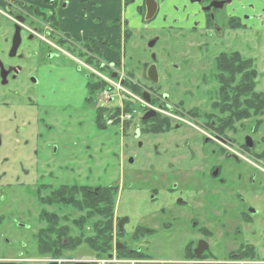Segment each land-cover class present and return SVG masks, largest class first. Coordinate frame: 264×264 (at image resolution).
I'll list each match as a JSON object with an SVG mask.
<instances>
[{
    "label": "flooded vegetation",
    "instance_id": "flooded-vegetation-1",
    "mask_svg": "<svg viewBox=\"0 0 264 264\" xmlns=\"http://www.w3.org/2000/svg\"><path fill=\"white\" fill-rule=\"evenodd\" d=\"M129 2L136 6L135 17L141 23L136 29H143L138 37L145 45L134 50V69L126 72L122 60L115 64L104 61V49H113L108 40L87 34L85 10L97 5L93 0H0V11L12 23L11 36L3 38L5 45L0 48L1 85L24 87L38 85L39 78L48 79L44 83L48 93L43 94L51 99H28L40 108L46 103H73L80 87L94 94L89 85L98 83L100 76H109L130 93L120 95L123 106L129 110L131 103L139 104L143 116L137 120L138 111L132 109L136 113L128 123L134 128L121 146L119 180L109 186L119 195L126 192L133 202L124 215H118L115 206L113 238L124 246L116 250L117 256L136 251L120 238L127 234L126 227L133 219L146 220L147 213H141L145 209L164 232L185 223L191 227L184 264H264V91H259L256 83L255 102L249 110L247 77L217 74L220 65H231L228 56L239 53L231 49L232 34L241 37L249 31V21L257 20L254 24L260 26L264 18L247 17L256 6L249 5V0ZM72 17L76 26L82 25L79 35L71 30ZM16 26L21 41L12 57ZM251 27L253 30L255 25ZM125 28L130 31L127 39L125 33L123 36L127 45L133 42L136 29L128 24ZM153 40L156 43L150 47ZM63 57L69 64L61 61ZM222 57L225 60L219 62ZM239 81L242 83L237 86ZM143 105L149 109L143 110ZM17 142L20 160L32 161L28 141ZM135 164L139 166L132 169ZM70 170L79 175L76 169ZM40 177L36 175L35 184ZM36 187L30 192L40 205L37 249L40 230L46 225L42 211L55 208L43 205L40 197L62 187L86 189L96 195L104 188L46 182ZM0 198V228L4 230L0 231V264H46L47 257L32 259L24 237V220L33 212L21 204L11 211L13 205L4 203V195ZM142 199L147 204L138 208L136 202ZM124 219L129 223L119 234ZM138 229L131 235L133 241H140ZM154 233L152 230L150 235Z\"/></svg>",
    "mask_w": 264,
    "mask_h": 264
},
{
    "label": "rangeland",
    "instance_id": "rangeland-1",
    "mask_svg": "<svg viewBox=\"0 0 264 264\" xmlns=\"http://www.w3.org/2000/svg\"><path fill=\"white\" fill-rule=\"evenodd\" d=\"M260 1L249 0V5H256L257 7L255 6L254 9L249 11L248 18L255 16L264 18V0H262L263 2ZM118 3L119 0H116L115 10L118 9ZM126 5L128 7L126 13L129 14L130 5L131 7L134 5L129 0L126 1ZM130 14L131 16L128 17L133 16L132 12ZM256 21L248 22L249 31L246 34L241 33L245 35L235 38L236 33H233L230 43L232 50L238 51L243 57L253 60L254 67L258 71V90L264 91V23L261 21L259 26L254 24ZM252 25H255L253 30H251ZM0 26L1 48L2 45H5L3 38H9L12 33V23L1 11ZM142 33H144L143 29H136L133 42L131 41L127 45L122 43L123 47L121 45L119 50L116 47L118 44L116 41L115 47L112 45L113 49L110 48L112 53H109V51L104 52V61L115 64L111 61L119 62L122 60L126 72H130L134 69L135 59L131 60L132 57H135L134 50L136 52L142 50L145 45L144 42H140L138 37ZM124 48L125 54L122 53ZM61 61L64 64H69L65 57ZM114 71H118V69H114ZM104 74H107V72H104ZM46 82H48V79L39 78L38 85L29 83L24 87L13 83L2 86L0 83V138L2 141L0 146V196L4 195L2 200L6 201L4 202L6 205H13L11 211L21 204L23 209H30L33 212L32 217L24 220L27 226L24 229V237L27 248L33 257L32 259L40 258L36 234L42 224L38 221L40 205L37 203V198L32 196L30 191L35 190L36 185L41 182L51 183L55 186H112L118 182L121 173L118 165L121 146L126 143L125 136H128L134 128V125H130V123H125L122 126L118 125L117 122L113 126L107 125V116L111 114L113 109L103 115L101 123L97 121V111L102 107L100 99L104 88L91 94L85 86L80 87L79 94L74 97L71 104L69 101L59 106L49 105L48 103L40 106V108L32 106L29 103V98L35 102H37L39 96L44 97L46 102L47 99H51V96L45 95L48 93L44 85ZM130 106L138 111L137 120L142 118L143 112L139 104L131 103ZM123 108L125 111L128 110V107L123 106ZM142 108L143 110L149 109L144 105ZM101 124H104L105 127H102ZM122 130L124 134H122ZM25 140L28 141L27 150L33 159L32 161L20 160L18 157L21 148L17 146V144L20 146L17 141L23 142ZM3 157H8V160L5 162ZM138 166V164H135L130 167L134 169ZM71 168L76 169L75 172L79 175L74 176L70 170ZM37 170L38 174H36ZM26 171L29 172V175L25 174ZM24 174L28 177H25ZM36 175L42 176L37 184H35ZM3 176L4 179H2ZM17 177L20 180H15ZM2 190L4 192H1ZM9 190H13V192ZM13 195L16 196V200L14 198L13 200L19 201V203L15 204L10 199V196ZM116 196V213L118 215L127 214L133 202H130L126 192L120 195L117 192ZM136 204L138 208L144 207L147 201L142 199ZM2 205L3 203H0V206ZM54 210L57 211L56 208L53 209V212ZM64 213L70 214L69 221L66 220L68 226H70L69 223L80 216L77 212L68 209L59 212L61 217ZM141 213H147L146 220L138 222L137 219H133V222L126 227L127 234L120 238V241L126 243L131 250H141L158 264H177L182 261L184 248L191 241V227L187 226V223L180 224L171 231L172 233H167L164 232L160 223L154 222L149 217L150 213L147 210L144 209ZM135 216L137 218L138 215ZM136 227L151 228L155 233L146 235L140 241H133L131 235L137 229ZM0 231L4 230L0 228ZM75 235H78L77 231H75ZM89 256L96 257L89 246L82 244L76 250L66 252L63 258L55 260L58 261V264H70V261L74 262L77 261L75 259Z\"/></svg>",
    "mask_w": 264,
    "mask_h": 264
},
{
    "label": "trees",
    "instance_id": "trees-1",
    "mask_svg": "<svg viewBox=\"0 0 264 264\" xmlns=\"http://www.w3.org/2000/svg\"><path fill=\"white\" fill-rule=\"evenodd\" d=\"M124 33L127 39L130 31L125 30ZM228 57L231 65H220L217 68V74L219 77H247L248 104L250 105L249 110H251V105L255 102L256 91L254 88L257 83L258 71L254 67L253 60L245 59L239 53H232ZM223 58H220L219 62L224 61ZM236 83L237 86H240L242 81ZM89 87L90 90L94 89V92H98L104 88V84L99 82L89 85ZM249 113L251 112L249 111ZM103 115V110L97 111V121L99 123H101ZM61 192L63 193L61 194ZM101 192L96 195L88 193L86 189L62 187L54 189L51 194L45 193L40 197L43 205L55 206L57 209L54 212L42 211L41 219L46 225L40 230L38 237L40 256L51 259L63 258L66 252L74 251L82 244L89 246L97 258H105L113 251L117 189L115 187H104L101 188ZM67 209L80 214L77 219L69 223L70 226L67 224L70 214L64 213L63 218L59 214V212H64ZM87 228H90V236H87ZM75 231L78 232V235H75ZM150 233H152V230L141 227L136 232V236L137 239L141 240ZM118 256L122 259H147L146 254L138 251H123Z\"/></svg>",
    "mask_w": 264,
    "mask_h": 264
},
{
    "label": "crops",
    "instance_id": "crops-1",
    "mask_svg": "<svg viewBox=\"0 0 264 264\" xmlns=\"http://www.w3.org/2000/svg\"><path fill=\"white\" fill-rule=\"evenodd\" d=\"M127 0H119L118 3V9L115 10V3L116 0H93L94 6H87L86 13H87V34L89 37H93L95 35H99V37L108 40L109 45L117 44V49L119 50L122 43H123V36L124 31L126 30L125 24H128L129 28L136 29L137 27H140L141 23L138 22L136 16V6L129 8V14H127L128 7L126 5ZM125 2V3H124ZM31 3V2H29ZM133 14L132 17L131 13ZM129 18V19H128ZM130 18H132L130 20ZM99 20L98 23H96V20ZM76 20L72 17L70 21V25L72 27L71 30H75L76 34L79 35V32L82 30V25L76 26ZM117 41V42H116ZM123 47V45H122ZM123 49V48H122ZM105 51H109V53L112 51L108 50V48L104 49ZM116 63L117 61H111ZM95 257H87V258H79L75 259L77 261H91ZM147 259H141V260H133L135 263L132 264H158L155 262V260L150 259L148 256ZM184 260L178 262L177 264H184Z\"/></svg>",
    "mask_w": 264,
    "mask_h": 264
},
{
    "label": "built area",
    "instance_id": "built-area-1",
    "mask_svg": "<svg viewBox=\"0 0 264 264\" xmlns=\"http://www.w3.org/2000/svg\"><path fill=\"white\" fill-rule=\"evenodd\" d=\"M103 81H105L108 86L105 90H103L101 94L100 101L102 102V106L107 108H112V112L110 114L109 120L107 121L108 125H112L115 122H117L119 125H123L126 122L130 121L133 117V114L136 113V111L128 112L125 111L123 108V100H122V94H130L128 91H126L124 88L121 87V85L118 82H115L107 77L100 76ZM117 97H120L119 100ZM142 104H144L143 101L139 100ZM114 103V105H113ZM120 107L118 111H116V107ZM96 264H109L110 261L103 260V261H94Z\"/></svg>",
    "mask_w": 264,
    "mask_h": 264
},
{
    "label": "water",
    "instance_id": "water-1",
    "mask_svg": "<svg viewBox=\"0 0 264 264\" xmlns=\"http://www.w3.org/2000/svg\"><path fill=\"white\" fill-rule=\"evenodd\" d=\"M15 28H16V32H15V35H14V38H13V50H12V54H11L12 57H13L15 51L17 50V48L19 47L20 41H21L20 33H19L20 32V27L19 26H16ZM155 43H156V40H153V41H151L149 43V46L152 47L153 45H155ZM0 145H1V138H0ZM127 223H129V220H127V219H124L123 221H121L119 223V228H120L119 234H122V233L125 232L124 226ZM123 247L124 246H122L119 243L116 245V249L117 250H120ZM108 257L111 259L113 257V254H109ZM54 264H58V263H54ZM74 264H90V263H87V262H74Z\"/></svg>",
    "mask_w": 264,
    "mask_h": 264
}]
</instances>
